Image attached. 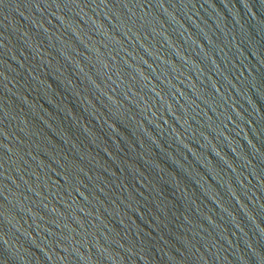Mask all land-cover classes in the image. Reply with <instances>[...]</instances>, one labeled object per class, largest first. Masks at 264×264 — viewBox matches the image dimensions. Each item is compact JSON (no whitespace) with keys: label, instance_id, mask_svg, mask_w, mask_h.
Instances as JSON below:
<instances>
[{"label":"water","instance_id":"1","mask_svg":"<svg viewBox=\"0 0 264 264\" xmlns=\"http://www.w3.org/2000/svg\"><path fill=\"white\" fill-rule=\"evenodd\" d=\"M0 264H264V0H0Z\"/></svg>","mask_w":264,"mask_h":264}]
</instances>
